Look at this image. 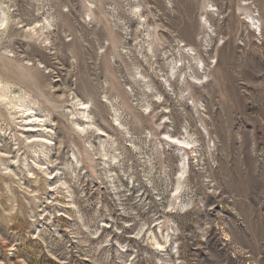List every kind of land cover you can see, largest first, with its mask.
<instances>
[{
	"label": "rangeland",
	"instance_id": "obj_1",
	"mask_svg": "<svg viewBox=\"0 0 264 264\" xmlns=\"http://www.w3.org/2000/svg\"><path fill=\"white\" fill-rule=\"evenodd\" d=\"M93 1L92 12L86 0H12L21 23L11 29L14 36L0 40V74L27 86L54 125L58 147L41 160L58 177L49 179L35 166L34 155L21 144L23 129L0 118V129H7L0 130V264H161L145 234L161 222L166 229L168 216L172 246L180 250L172 254L176 264H264V0ZM137 3L146 16L144 25L133 14ZM244 8L261 19L263 33ZM47 16L54 26L45 34L26 32ZM207 16L212 28L208 25L205 32L201 24ZM154 31L163 42L154 39ZM147 41L161 57L152 61L155 68L164 65L167 55L170 61L182 59L179 65L188 75L203 76L200 83L187 77L201 100L199 114L189 100L191 90L181 97L186 86L184 78L177 81L178 74L172 78L176 92L163 78L155 79L163 94L160 102L131 80L133 55L128 54L137 48L142 57L136 56L148 69L142 59L151 55ZM188 52L202 56L205 70L198 74ZM23 64L38 78L39 88L19 77ZM42 93L63 108L54 109ZM73 93L83 99L92 95L93 121L106 138L113 135L117 141L123 171L119 195L104 176L101 157L70 121ZM108 99L120 109L129 136L115 123ZM149 102L157 118L144 112L142 105ZM3 112L0 107V117ZM167 121L168 128L157 129ZM186 128L199 140L198 152L186 159L182 201L188 207L178 203L170 215L181 157L161 139L167 131L188 137ZM131 138L141 148L136 150ZM91 139L98 147V139ZM60 180L69 183V191L54 190ZM106 239L113 248H104ZM120 249L126 250L123 259Z\"/></svg>",
	"mask_w": 264,
	"mask_h": 264
},
{
	"label": "bare ground",
	"instance_id": "obj_2",
	"mask_svg": "<svg viewBox=\"0 0 264 264\" xmlns=\"http://www.w3.org/2000/svg\"><path fill=\"white\" fill-rule=\"evenodd\" d=\"M86 1L89 3L88 4V10L92 11L93 6L95 5V2L93 0H86ZM11 3H12V0H0V40L3 37H5L6 35H8V37L14 36V34L13 35L11 34V29L14 28L15 25H18L21 23L18 21L16 16L13 15V12H12L13 6ZM134 8H135V10L133 11V14L135 16L139 17V19H140L139 25H144L145 20L143 21V19H145L146 16H144V14L142 13V5L140 3L134 4ZM243 11L245 12L247 18L249 19L250 23L254 26V28H256L257 30L258 29L261 30V32L263 33L262 25H259L261 22V19L258 18L257 16H254L249 11L248 8H244ZM98 13H100V12H98ZM204 22H205L204 25L203 24H201V25L204 27V29H206L205 32H207L208 25L210 28H212V23H211L208 16ZM53 26H54V21L51 19V17L47 16V17H45L43 24H36L33 27H29V28H27L26 32L30 36L36 37L40 33L42 35L45 34V30H49ZM145 26H146V24H145ZM154 35H155L154 39L159 40L160 42H163V40H164L163 36L157 37L158 35L156 32ZM149 36L151 37V35H149ZM120 39H122V38H120ZM149 42L150 41L146 42V43H148V46H147L148 50L147 51L149 53H151V55L148 54L146 56H143V58H142V59H144L143 60L144 63H147V65L149 66L148 69L144 68V66H143L144 64H142V62H140V60H139L140 58L138 56H136L139 54L142 57L141 51H138V49L135 48L134 51L131 50L130 54H128V55H133L132 67L130 68L132 73L129 75V76H131V80L136 85H138L141 89L144 90V94L149 93L150 96L149 95L148 96L150 98H158L157 102H160L163 94L157 89V87L155 85V79H158V78L162 79L163 78L165 85L166 86L168 85L170 88H172V91L176 92L174 90L175 88L173 89L172 78L178 74L179 79L176 78L177 81L179 82L181 80V78H184L183 82H184V85L186 86V89L185 90L183 89L180 92L181 97L184 98L185 96H183V94H185V92H187L188 90H191L192 92L190 93L191 97L189 98V100L193 101L192 103H193L195 109H197V113L199 114L200 110L198 109V104L200 103L201 100H200V98H198L196 93H194V91H193L194 85L192 83H194V82L191 83L187 77L191 76L194 80H196L198 83H200V82H202L203 76L193 75V74L188 75V73L186 72V69H182L179 65V63L182 61V59L181 60L175 59L173 61H170V57H167V55H165L166 61L163 65L164 68H163V66L160 68H158V67L155 68L154 63L152 61L154 59L157 60L159 55L156 52V50L153 49V47H152L154 44H150ZM160 44H158V46H161ZM188 46L189 45H187V44L185 45L186 48ZM114 48L115 49L117 48V44L114 45ZM143 48H145V47H143ZM191 50H194V48ZM186 51H187V49H186ZM179 52H181V54H182V49H180ZM191 52H193V51H191ZM135 53H137V54H135ZM190 53L188 52V55L190 57V65H192L194 62L196 69H197V72L199 74L201 70H205V68H203L205 66V62H204L202 56L199 55L196 57L198 52L195 56L192 53L191 54ZM160 55L162 56V54H160ZM116 56L123 58V53L116 52L115 57ZM131 58H132V56H131ZM159 58H161V57H159ZM191 62H192V64H191ZM23 65L18 66V69L20 72L19 77L22 79V81L23 80L33 81L34 85L37 86V88H39L38 78L29 72V69L26 68L27 66L25 67V65L24 66ZM190 68L192 69L193 67L190 66ZM165 69H168V70L166 71ZM110 71H111V69H110ZM204 76H205V78L208 77L207 74H204ZM26 87H24L20 83H16V82L10 80L9 78L0 74V107H3V109H4V112L0 117V118H2L1 122L3 124H5L6 121L9 119V121L11 123H13V124H15V125H17L23 129V131H21V133H20L24 137L21 144L27 149L28 152H31L34 155L35 166L40 168L42 173L47 175L49 179H56L58 177V175L54 176V172L49 173V167L45 168V166L48 165V163L42 162L41 157L44 156L45 158H49L51 155V152L54 149H56L57 143L55 145H53V143H54L53 137L56 136L57 132L55 130L54 125L49 123L48 115H46L44 113V111H42L41 109H39L37 107V100L34 98L35 96L32 97L30 92L26 89ZM116 90H118V89H116ZM131 90H133V89H131ZM56 94L57 93H55V96H56ZM42 95H41V97H44L46 99V101L49 104H51L54 109L63 108V106L59 105L58 102H55L54 100L48 98L46 94L42 93ZM73 95H74V98H73L72 106H69V107H71L69 112H70V116L72 117L70 121H71L72 125L74 126V128L79 131L82 139L85 142H88L90 147L93 148V151L96 153V155H99L101 157V159H102L101 165H105V167H106L104 169L105 170L104 176L108 180V184L113 188V191L116 192L117 195H119V190H120L121 186H119L117 183L121 181L119 173H122L123 171L121 169L122 167H121L120 157L116 154V152L118 150L115 147V145H117L116 144L117 141L114 139L113 135L112 136L108 135V138H106L107 135H106L105 130H103L99 126V124L94 122L95 121L94 120L95 118L93 116L94 114L92 113V111H89L90 100H93L92 95L88 94V95H90V99L80 98L78 95H76L74 93H73ZM58 97L60 100L62 99V96H58ZM108 100H110V99H108ZM111 103H112V106H113L114 112H115V115H114L115 116V118H114L115 123L118 124L120 129L121 128L124 129L126 131V135L129 136V132H128V129L126 127V124H124V122L121 119V116L119 115L120 109L118 108L119 110H117L112 101H111ZM153 105H154V102L153 103L149 102L148 104L142 105V107L145 109L144 112L148 113L151 117H156V116H158V113H157L158 111L156 109H153ZM48 111H49V109H48ZM165 117H167V116H165ZM169 119H171V117H169ZM168 122H170V121H167V122L162 123V124H157V129H161L162 127L168 128V124H167ZM5 127H1L0 130L3 132H6L7 129H5ZM186 134L188 135V137L181 138V137H178L177 134H171L170 132L167 131V132L163 133L164 137L161 139V144L165 143V145L170 150L172 147H175L176 150H178L177 152L179 153V155L181 157V163H180L181 164V171L179 172V176L174 183V189L172 192L175 195L173 196V199L170 203V207L172 208V210L170 211V215H173L176 212L175 209L177 208L178 203L180 205L179 207H182V208L188 207V205L183 203V201H182V195H183L182 193H183L185 186L187 184V179H188L187 176L189 173V168L187 167V164L190 165V162L188 161V163H187L186 159L190 156L191 153L194 154V153L198 152L197 151L198 149L196 150V146H197V143L199 142V140L194 138V134L189 133L187 128H186ZM91 138L98 139V141H99L98 147H96L93 144V142L90 141ZM130 142L136 150L141 148V146L139 144L135 143L133 138H131ZM24 147H22V148H24ZM164 147H163V151H164V153H166V150H165L166 148L164 149ZM215 147H216V144H215ZM215 147H214V149H215ZM170 154L173 156L172 153H170ZM36 159H40V160L37 161ZM50 160H51V163H53V158H51ZM77 163H79V162H77ZM24 164L27 167H30V169L28 170L29 173L34 172V174H35L36 169L34 168V166H32L30 164H26V162ZM74 172H75V170L73 169L72 173H74ZM151 172H152V168L150 170H148V175H150ZM57 183H58V186H56L54 188V190L58 187L57 188L58 190L66 189L67 191H69L70 185L68 182H62V180H60ZM66 197L69 198L71 196L68 195ZM9 199H7V200H9ZM119 202H120V205L123 206L121 197H119ZM71 204H73V202H71ZM43 212H46V210H44ZM69 213H70V215H73L72 211H69ZM163 223L167 226L166 229L163 228V225L161 222L157 225L156 231H154L150 227L147 230L145 235L148 238V244L152 248V250L159 253L157 259L159 260V262L161 264H176L175 258L172 256V254L174 252H175V254H179L180 250H179V248L177 249V248H174L172 246L173 239H172V236L169 232V230L171 228L169 226V224L171 223L169 216L167 218H165V221ZM83 228H86V226L84 224H83ZM141 231L142 230H140V232ZM165 231H167V234L165 233ZM73 233L78 234V232H73ZM108 241L109 240H107V239L104 241L105 243L107 242V244L105 247L104 246L103 247L104 248H108V247L113 248V246H111V244L108 243ZM120 248H126V246L121 244ZM120 250H117V253L119 254V259H123L124 251H126V250H124V249L121 251ZM24 264H28V263L24 262ZM126 264H127V262H126Z\"/></svg>",
	"mask_w": 264,
	"mask_h": 264
}]
</instances>
